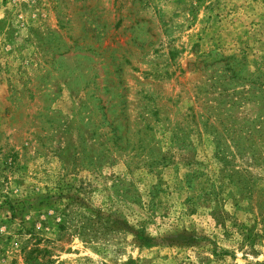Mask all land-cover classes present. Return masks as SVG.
Listing matches in <instances>:
<instances>
[{
    "label": "rangeland",
    "instance_id": "obj_1",
    "mask_svg": "<svg viewBox=\"0 0 264 264\" xmlns=\"http://www.w3.org/2000/svg\"><path fill=\"white\" fill-rule=\"evenodd\" d=\"M0 264H264V0H0Z\"/></svg>",
    "mask_w": 264,
    "mask_h": 264
}]
</instances>
